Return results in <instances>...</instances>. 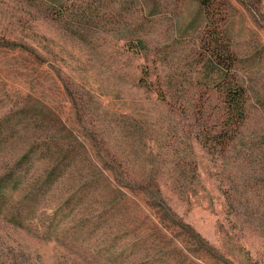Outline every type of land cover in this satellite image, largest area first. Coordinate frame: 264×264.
Listing matches in <instances>:
<instances>
[{
  "label": "rangeland",
  "instance_id": "374dc122",
  "mask_svg": "<svg viewBox=\"0 0 264 264\" xmlns=\"http://www.w3.org/2000/svg\"><path fill=\"white\" fill-rule=\"evenodd\" d=\"M221 5L206 64L234 58L247 109L224 151L200 0H0V264H264L229 197L264 136V0Z\"/></svg>",
  "mask_w": 264,
  "mask_h": 264
},
{
  "label": "trees",
  "instance_id": "16d2710c",
  "mask_svg": "<svg viewBox=\"0 0 264 264\" xmlns=\"http://www.w3.org/2000/svg\"><path fill=\"white\" fill-rule=\"evenodd\" d=\"M224 0H200L201 5L205 10V21H206V33L208 38L206 41V54L207 61L200 57V60H195L194 64L198 61L199 67L195 70V74L199 78L198 90L191 88L196 96L202 92L207 94L209 92V86L214 83L216 93L220 96V110L224 112V120L216 122V127L220 129L217 133V141L222 151L231 150L237 144V141L241 140L242 128L247 120V109H246V92L243 88L242 82L235 73L234 58L230 55L227 57L226 66L220 71L211 70L210 66H207V62L217 61L221 63L218 57L219 44L218 34L220 32V20H225L223 15L221 2ZM222 34V31H221ZM193 68V67H192ZM194 69V68H193ZM190 71V68H188ZM192 71V70H191ZM193 73V71H192ZM210 92L208 93V95ZM201 99V98H200ZM196 99L195 107L198 109V113L195 115V120L201 127L204 133H208L209 124L213 123L212 115L211 119H205L207 105L206 101H200ZM202 100V99H201ZM190 107V103L188 104ZM218 111V110H217ZM193 116V118L195 117ZM202 122V125L200 124ZM251 143L245 142L247 149L256 150L257 152L251 151V161L254 166V171L242 180L241 184L237 182V179L233 178L230 182L232 188L236 191L235 197L229 196L232 204L236 203L243 210H246L250 215L257 217H264V136L256 139ZM250 147V148H249ZM228 197V198H229ZM236 201H235V200Z\"/></svg>",
  "mask_w": 264,
  "mask_h": 264
}]
</instances>
